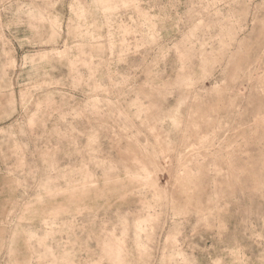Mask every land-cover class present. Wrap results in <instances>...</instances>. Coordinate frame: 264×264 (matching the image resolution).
Wrapping results in <instances>:
<instances>
[{"label": "rangeland", "instance_id": "obj_1", "mask_svg": "<svg viewBox=\"0 0 264 264\" xmlns=\"http://www.w3.org/2000/svg\"><path fill=\"white\" fill-rule=\"evenodd\" d=\"M0 264H264V0H0Z\"/></svg>", "mask_w": 264, "mask_h": 264}]
</instances>
